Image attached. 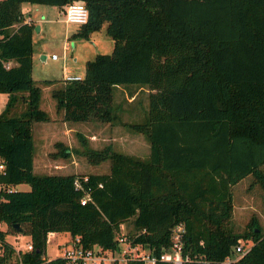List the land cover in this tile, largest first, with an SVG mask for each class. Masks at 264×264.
Listing matches in <instances>:
<instances>
[{
	"label": "trees",
	"instance_id": "16d2710c",
	"mask_svg": "<svg viewBox=\"0 0 264 264\" xmlns=\"http://www.w3.org/2000/svg\"><path fill=\"white\" fill-rule=\"evenodd\" d=\"M23 1H81L86 21L72 36L87 38L104 24L113 41L110 52L84 61L80 78L50 89L62 119L114 124L117 86L130 94L128 83L147 89L145 118L124 123L145 135V156L109 143L93 148L79 133L81 148L58 141L62 156L74 150L91 162H109L107 173H86L82 184L90 199L84 203L73 173L32 170L31 125L49 119L39 100L41 87L53 80L32 79L34 24L23 22ZM0 92L6 93L0 110V264L13 262L4 237L17 232L14 223L31 243L20 253L23 264H64L60 256H43L48 231L78 235L83 247L113 250L128 217L129 240L153 252L182 222L189 264H217L246 240L251 244L234 264H264L259 219L250 215L240 230L231 222L233 184L250 175L264 197V0H0ZM19 183L29 189H14Z\"/></svg>",
	"mask_w": 264,
	"mask_h": 264
},
{
	"label": "rangeland",
	"instance_id": "374dc122",
	"mask_svg": "<svg viewBox=\"0 0 264 264\" xmlns=\"http://www.w3.org/2000/svg\"><path fill=\"white\" fill-rule=\"evenodd\" d=\"M35 16L39 11L37 7H51L50 4L35 3ZM48 11L51 16L57 12V7L52 6ZM44 14V13H43ZM43 18V15L41 16ZM37 25V24H35ZM42 29L39 33L34 34V48L38 47L42 41L46 48V59L38 61V57L34 58L32 78L35 83L42 79H51L53 83L41 87V95L39 106L44 109L49 115L47 121H34L31 125L32 135V170L35 173L48 174H69L82 175L86 173H107L109 170V162L107 159L97 162H91L86 157L74 150H71L67 156H62L58 149L62 147L73 149L74 147L81 148L82 144L76 133L85 137L86 142L93 148H100L104 144L109 143L112 149L126 154L142 157L147 152L148 140L145 135L132 134V130L124 122L128 119L132 121H142L146 115L147 107V89L136 87L134 83H128L131 89V94L123 85H118L113 91V107L117 113L116 129H113L111 124L107 121H100L94 117L85 120L71 121L61 118V113L56 110L55 99L50 94V89L59 84L61 78V66L66 62V73H80L83 74L82 56L90 59L96 53H107L112 48L113 41L105 33L104 24L96 33H101L100 39L90 36L89 38L79 37L74 48L72 47L74 38L67 41V49L62 48L61 30L58 32L52 31L45 24H41ZM35 31V26L33 28ZM54 53L56 58L52 59L50 54ZM77 60H74L75 56ZM58 82V83H57ZM126 96L131 100L126 99ZM22 106V105H21ZM19 108V107H18ZM22 108V107H20ZM134 110V111H133ZM130 131L126 134V138H120L118 134H123L125 131ZM112 134V135H111ZM115 134V135H113ZM95 135V136H93ZM108 136L117 137L118 140H107ZM124 139V140H123ZM251 176L247 175L232 185L233 197V213L231 222L235 230H240L248 217L254 214L264 226V197L259 185L251 182ZM18 190H28L29 185L26 183L18 184L13 187ZM131 217L124 220L119 232L127 233L131 230ZM0 227L5 228V224L0 222ZM70 236L67 232L54 231L52 235L46 237L45 251L43 256L52 258L59 256L61 253L60 245L68 243ZM4 240L12 245L24 246L25 242L29 240L28 236L22 232L10 231L5 234ZM244 248L250 246L251 241H241ZM106 264V263H96Z\"/></svg>",
	"mask_w": 264,
	"mask_h": 264
},
{
	"label": "built area",
	"instance_id": "2783aa9c",
	"mask_svg": "<svg viewBox=\"0 0 264 264\" xmlns=\"http://www.w3.org/2000/svg\"><path fill=\"white\" fill-rule=\"evenodd\" d=\"M64 20L70 23L80 24L86 21L87 9L81 1H70L63 9ZM55 54L52 53L51 57ZM80 78L78 75H67L65 79ZM2 163L0 162V169ZM87 180V175H74L72 184L75 189L82 190L79 198L80 203L90 199L89 193L83 188V182ZM185 228L182 222L176 223L171 227L169 243L161 247L158 252H153L148 246L141 243H132L128 235L124 232H116V241L118 247L113 250L102 249L99 246L83 247L79 241V236H70L68 243L61 244L60 257L64 264H189L192 256L183 250V234ZM54 231H48L52 235ZM14 252L13 262L11 264H23L20 253L31 249L30 240L26 241L24 246L12 245ZM241 241L234 246L232 254L225 256L217 264H234L238 257L246 250ZM2 246L0 243V253Z\"/></svg>",
	"mask_w": 264,
	"mask_h": 264
},
{
	"label": "crops",
	"instance_id": "0c3cea01",
	"mask_svg": "<svg viewBox=\"0 0 264 264\" xmlns=\"http://www.w3.org/2000/svg\"><path fill=\"white\" fill-rule=\"evenodd\" d=\"M33 4H35V3L26 2V1H23V2L20 3V9H21V12L23 14V22H31L35 26V31L32 30V34H31V43H32L31 76H32V72H33L34 58L38 57L39 58V59H37L38 61L39 60L43 61L44 59H46V48H45V45L43 44L44 42L42 41V43H40L38 45L36 50H35L34 44H33V42H34V40H33L34 34H35V32L39 33L41 31V29H42L41 24L42 23L45 24L46 28L48 26L54 32H58V31L61 30V34L60 35L62 37L63 52H64L65 49H67V41H68V39H70V38H74L75 39L73 41V44H72L73 48H74L76 42L79 40L78 39L79 37L72 36V34L76 31V29L78 27V24L66 22L64 20L63 9H64L65 5L57 6V5L50 4L51 7L52 6H56L57 7V12L53 16H51L50 14H46V13H49L48 11L50 10L49 8H51V7H45V6L44 7H37L39 13H38V15L35 16V12H33L32 10L35 11V9H33V8H35L36 6L33 7L32 6ZM41 4H44V3H41ZM42 15H43V18H41ZM35 24H37V25H35ZM16 25L17 24H13L14 27ZM99 29L90 32L89 35H88V38L90 36H94V37H97V39H100L101 35H98V34H101V33H96ZM51 54H50V57H51ZM51 58L54 59V58H56V56L51 57ZM77 58H78V56L76 55L74 57V60H77ZM85 60H86V58H84L82 56L81 62L83 61V72H84V61ZM64 63L66 64V62H64V60H63V63H62V66H61V77H62L61 79H65V77L67 75H78V76H82L83 75V74L81 75L80 73H68L67 74L66 73V69H65L66 65ZM131 98L132 97L129 98L128 96H126L127 101L131 100ZM5 99H6V93L0 92V110L2 109V107L4 105ZM129 121H131V120L128 119L127 122H129ZM124 123H126V122H124ZM123 125H125V124H123ZM110 126H112L113 129H116L115 127L117 126V124L114 123V124H111ZM123 131H125L123 134H118V136H120V138H126L127 137L126 134L131 132V130L130 131L123 130ZM132 132H133L132 134H140V135L143 134L142 132H136V131H133V130H132ZM113 135H115V134H113ZM93 136H95V135H93ZM118 136L115 137L116 140L119 139ZM115 138L112 137V136L111 137L108 136L107 140H115ZM147 147H148V145H147ZM147 153H148V149H147L146 154ZM19 184H21V183H19ZM233 207H234V205H233Z\"/></svg>",
	"mask_w": 264,
	"mask_h": 264
},
{
	"label": "water",
	"instance_id": "95a60500",
	"mask_svg": "<svg viewBox=\"0 0 264 264\" xmlns=\"http://www.w3.org/2000/svg\"><path fill=\"white\" fill-rule=\"evenodd\" d=\"M13 226L15 227V229H16L17 232H20V229H19V226H18L17 223H14Z\"/></svg>",
	"mask_w": 264,
	"mask_h": 264
}]
</instances>
